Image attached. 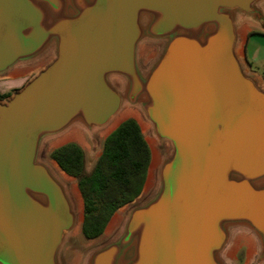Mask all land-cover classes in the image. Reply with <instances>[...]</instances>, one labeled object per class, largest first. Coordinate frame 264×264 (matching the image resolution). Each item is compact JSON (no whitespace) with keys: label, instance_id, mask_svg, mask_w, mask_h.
Instances as JSON below:
<instances>
[{"label":"water","instance_id":"obj_1","mask_svg":"<svg viewBox=\"0 0 264 264\" xmlns=\"http://www.w3.org/2000/svg\"><path fill=\"white\" fill-rule=\"evenodd\" d=\"M262 1L0 0V77L53 56L0 102V264H62L77 219L43 145L125 105L171 150L154 193L84 264H227L233 229L264 263V89L235 51L239 18L264 21ZM144 41L161 44L147 69Z\"/></svg>","mask_w":264,"mask_h":264},{"label":"trees","instance_id":"obj_2","mask_svg":"<svg viewBox=\"0 0 264 264\" xmlns=\"http://www.w3.org/2000/svg\"><path fill=\"white\" fill-rule=\"evenodd\" d=\"M51 158L63 172L77 180L84 202L82 235L86 240H95L104 234L121 208L143 193L152 152L141 126L130 118L106 138L102 154L90 173L85 170L86 154L76 143L55 149Z\"/></svg>","mask_w":264,"mask_h":264},{"label":"rangeland","instance_id":"obj_3","mask_svg":"<svg viewBox=\"0 0 264 264\" xmlns=\"http://www.w3.org/2000/svg\"><path fill=\"white\" fill-rule=\"evenodd\" d=\"M160 49H161V44L154 43V42H147V41L142 42V44L140 46V52H139V61H140L141 65L144 64V66L148 67V65L153 61V59H155L156 56L159 54ZM52 59H53V56L49 55V56H46V57H44V58H42L36 62L31 63V64L18 66L16 68H14L13 70H11L9 73L2 75L0 77V96L9 95V97L0 99V102H2V103L6 102L16 91L22 89L30 80H32L36 76V74H38L39 71L44 69L52 61ZM21 77H24V78L21 79ZM16 88H18V90H15ZM125 110H130L133 112L132 116L128 117L127 119L133 118L140 124L142 133H143L147 143L149 144L151 152H152V162H151V166H150V170H149V177H148L147 184H146L145 189H144V191L140 197H138L133 203L121 208L114 215L111 222L107 226L104 234L101 237H99L98 239H95V240H86L82 235V223H83V219H84V202H83L82 195H81L79 188H78L77 180L75 178L71 177L74 179V184L76 185V187L80 193V198L82 201V213L79 212V210L77 208L78 206H76L72 200L77 222H76L75 228L73 229V231L71 233L68 234V236L65 239L64 244L62 246L61 261L63 260L64 263H66L67 260H71L75 257H79L80 263L84 264L87 257L91 254V252H93L95 249L109 243L118 235V233L121 231V229L123 227V224H124L128 214H129L130 210L132 209V207H134L135 205H139V204L143 203L145 200H147L154 193V191L157 188L158 169H159V166L162 162L163 157L166 154H169V152L171 150L170 144L167 142L158 143L156 141V139L154 138V136L152 134L150 124L145 119L143 113L141 112V110L138 107L125 105L123 107L122 111L118 115H120ZM127 119L122 120L114 129H112L106 135H103V132L113 121L107 127H104L103 129L94 130L91 133L86 131L82 127H78V126L71 127L69 130H67L62 135H60L58 137L51 138L44 143L42 151H41V161L45 162L46 164H48L50 166V164L52 162H55L51 158V153L55 149L67 144L68 142L67 141L63 142L62 144H59L55 147H52L51 145L54 142L66 137L72 133L73 134L76 133V135H77L76 140H78V144L84 149L85 154H86V168H85L86 173H90L92 171V169L94 168L97 160L99 159V157L102 154L103 146H104V142H105L106 138L123 121H125ZM151 141H153L155 145H151L152 144ZM154 153H156V156H157V163L155 166V170L154 169L151 170V167L154 163ZM65 187L68 190L67 185H65ZM68 193L70 195L69 190H68ZM70 197H71V195H70ZM81 217H82V221L80 222ZM113 221L116 224L113 223ZM110 224L112 225V229L109 228L111 226ZM76 229L78 230L77 233H75ZM107 230H109V231L112 230V231L109 232ZM248 244H250V247H251V245L253 247L254 244H258V243H257L256 238L248 230H246V229H233L231 231V236H230V241L228 243V246L226 247V249L222 255L224 261H226L227 264H240V263H242L246 259V256L248 254V252L246 250V246H244V245H248ZM257 246L258 245H256V248H257ZM233 249H235V251L232 253H229L230 251H233ZM230 254H231V257H230ZM62 264H63V262H62Z\"/></svg>","mask_w":264,"mask_h":264},{"label":"crops","instance_id":"obj_4","mask_svg":"<svg viewBox=\"0 0 264 264\" xmlns=\"http://www.w3.org/2000/svg\"><path fill=\"white\" fill-rule=\"evenodd\" d=\"M259 7L264 16V1L260 3ZM235 51L245 72L252 76L264 89V21L256 20L250 16H242L239 18ZM67 142L78 144L76 138L68 140ZM256 245L258 244L253 245V250L250 248V244L244 245L246 246L248 254L246 259L240 264H264L256 262L259 252V247L257 246L256 248ZM61 262L63 264H81L79 257L67 260L66 263L63 260Z\"/></svg>","mask_w":264,"mask_h":264},{"label":"bare ground","instance_id":"obj_5","mask_svg":"<svg viewBox=\"0 0 264 264\" xmlns=\"http://www.w3.org/2000/svg\"><path fill=\"white\" fill-rule=\"evenodd\" d=\"M132 111H130V110H125V111H123L120 115H118L114 120H113V122L105 129V131L103 132V135H106L107 133H109L112 129H114L122 120H124V119H127L128 117H130V116H132ZM136 115V114H135ZM138 115V114H137ZM134 117V116H133ZM136 117V116H135ZM137 118V117H136ZM141 121V120H140ZM147 129V128H146ZM146 132V131H145ZM149 132V131H148ZM102 135V136H103ZM73 138H77V135H76V133H72V134H70V135H68V136H66V137H64V138H62V139H60V140H58V141H56V142H54L51 146L52 147H55V146H57V145H59V144H62L63 142H66V141H68V140H71V139H73ZM151 145H155L154 144V142L153 141H151ZM153 148V147H152ZM154 149V148H153ZM156 163H157V156H156V153H154V163H153V165H152V167H151V170H155V166H156ZM50 166H51V168H52V170L54 171V173L58 176V178H60L64 183H65V185H67V187H68V190H69V192H70V195H71V199L73 200V202H74V204L76 205V206H78L77 208H78V210H79V212H81L82 213V201H81V198H80V193H79V191H78V189H77V187H76V185L74 184V179L73 178H71L70 176H68L65 172H63L62 171V169L58 166V164L56 163V162H52L51 164H50ZM70 184V185H69ZM116 219V218H115ZM82 221V217H81V219H80V222ZM113 223H115L114 221H113ZM116 224V223H115ZM111 225V224H110ZM114 225V224H113ZM109 228H111L112 229V225L109 227ZM78 229V228H77ZM76 229V231H75V233H77L78 232V230ZM107 231H109V230H107ZM110 231H112V230H110ZM109 231V232H110ZM250 243V242H249ZM251 244V243H250ZM242 245V244H241ZM251 247H252V245H251ZM250 247V248H251ZM237 249V248H236ZM252 250H253V248H252ZM235 251V249H233V251H230L229 253H232V252H234ZM233 255V254H232ZM230 257H231V254H230ZM234 257V256H233Z\"/></svg>","mask_w":264,"mask_h":264},{"label":"flooded vegetation","instance_id":"obj_6","mask_svg":"<svg viewBox=\"0 0 264 264\" xmlns=\"http://www.w3.org/2000/svg\"><path fill=\"white\" fill-rule=\"evenodd\" d=\"M154 60V59H153ZM142 67L144 68V69H147V66H144V64H142ZM24 77H21V79H23ZM15 90H18V88H16Z\"/></svg>","mask_w":264,"mask_h":264}]
</instances>
